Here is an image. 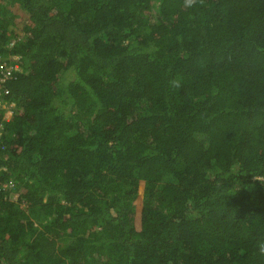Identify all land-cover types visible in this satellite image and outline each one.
<instances>
[{
    "label": "trees",
    "instance_id": "16d2710c",
    "mask_svg": "<svg viewBox=\"0 0 264 264\" xmlns=\"http://www.w3.org/2000/svg\"><path fill=\"white\" fill-rule=\"evenodd\" d=\"M7 69L0 264H264V0H0Z\"/></svg>",
    "mask_w": 264,
    "mask_h": 264
},
{
    "label": "built area",
    "instance_id": "2783aa9c",
    "mask_svg": "<svg viewBox=\"0 0 264 264\" xmlns=\"http://www.w3.org/2000/svg\"><path fill=\"white\" fill-rule=\"evenodd\" d=\"M15 67H17V66L15 65L14 68ZM7 68H11V67H7ZM10 77H11L10 70L7 69L6 72L3 75H0V82L4 83ZM0 131H1V123H0Z\"/></svg>",
    "mask_w": 264,
    "mask_h": 264
},
{
    "label": "clouds",
    "instance_id": "9594fccd",
    "mask_svg": "<svg viewBox=\"0 0 264 264\" xmlns=\"http://www.w3.org/2000/svg\"><path fill=\"white\" fill-rule=\"evenodd\" d=\"M12 45V42H10L9 44H8V46H11ZM13 59H17V57L16 56H14V58ZM15 66V64H13V65H8V66H6V67H14ZM17 66V65H16ZM1 83V82H0ZM0 106H1V104H0ZM5 111L6 110H9V109H4ZM5 111H4V113H5ZM10 111V110H9ZM11 112V111H10ZM11 114H12V112H11ZM1 123V122H0ZM1 130H2V127H1ZM0 133H1V131H0ZM12 188H14V182L12 181V180H10V181H8L7 182Z\"/></svg>",
    "mask_w": 264,
    "mask_h": 264
},
{
    "label": "crops",
    "instance_id": "0c3cea01",
    "mask_svg": "<svg viewBox=\"0 0 264 264\" xmlns=\"http://www.w3.org/2000/svg\"><path fill=\"white\" fill-rule=\"evenodd\" d=\"M2 108V106H0V109ZM11 111V110H10ZM9 110H6L5 111V113H4V115H3V119H5V120H9L10 118H11V116H12V114L9 116L8 114H9V112H10ZM11 113V112H10Z\"/></svg>",
    "mask_w": 264,
    "mask_h": 264
},
{
    "label": "rangeland",
    "instance_id": "374dc122",
    "mask_svg": "<svg viewBox=\"0 0 264 264\" xmlns=\"http://www.w3.org/2000/svg\"><path fill=\"white\" fill-rule=\"evenodd\" d=\"M9 116L11 115V113L9 112V114H8Z\"/></svg>",
    "mask_w": 264,
    "mask_h": 264
}]
</instances>
